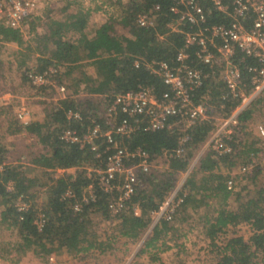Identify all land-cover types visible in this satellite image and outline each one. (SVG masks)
Returning a JSON list of instances; mask_svg holds the SVG:
<instances>
[{"label":"trees","instance_id":"trees-1","mask_svg":"<svg viewBox=\"0 0 264 264\" xmlns=\"http://www.w3.org/2000/svg\"><path fill=\"white\" fill-rule=\"evenodd\" d=\"M95 1L62 0L60 8H50L44 16L24 20L28 22L26 32L21 26L11 27L0 22V40L15 42L19 47L11 53L9 61L16 64L22 84L28 83L31 87L28 71L55 66L56 79L66 87L65 96L57 99H53L57 95L54 87L39 88L43 96V117L31 118L25 124L16 121L11 124V132H26L36 146L30 150L29 162L24 163L21 155L11 158L0 142V154L7 162L0 171V222L16 236L14 241H0L1 257H9L13 252L19 256L30 248L43 260L54 253L57 258L68 255L80 264L89 261L98 264L101 256L119 257L118 250L125 246L120 250L122 256L130 244L141 240L135 255L146 253L150 261L164 264L158 252L170 244L161 239V233L162 230L174 232L175 228L162 219L144 237L142 234L151 224L150 211L158 208L174 189L178 174L189 168L213 126L212 120L198 119L186 127L188 138L180 156L164 153L177 145L181 134L179 124L154 130L138 128L129 136L116 133L120 145L146 149L160 167L138 171L136 189L124 207L118 213L108 209V199L115 191H103L95 175L89 176L86 172L87 165L103 166V157L101 160L95 157L88 145L80 147L62 141L59 132L69 127L83 133L95 124L103 132L109 127L105 111L114 95L134 90L140 84L152 86L157 93L166 90L168 86L147 67V62L163 59L174 63L183 38L166 28L172 16L168 11L170 0H106L104 6L94 4ZM115 3L117 11L112 10ZM154 3H159L160 9H154ZM95 10L102 11L104 19L90 25L89 17ZM140 12L151 16L154 23L136 22ZM215 14L210 18L220 20ZM28 52L33 54L32 64L19 58ZM191 59L197 61L195 55ZM135 60H140V64L136 65ZM251 62L253 59L247 57L241 65ZM222 86L220 73L212 71L210 78L195 89L194 98L200 100L206 92L216 95L224 89ZM81 89L83 94L78 93ZM213 99L214 96L209 101ZM236 103L230 100L226 106L230 108ZM68 110L79 111L80 118H67ZM251 111L247 108L240 113L243 123L251 117ZM244 128L242 125L233 134L230 152L219 154L208 148L183 180L179 193L184 194L183 200L175 214L203 207L204 234L214 253L211 261L195 264H264V175L259 180L260 169L236 173L239 187L226 186L230 172L236 171L255 149L248 144ZM103 139L101 134L97 138L100 149L104 148ZM57 167L66 169L56 176ZM9 180L11 189L7 188ZM89 183L95 199L84 203L81 210H75L74 203L86 192ZM67 187L73 193L64 198L62 194ZM19 196L26 202L23 209L16 205ZM135 205L140 207L139 214L134 213ZM40 219L43 224L38 226ZM241 225L248 226L247 237L239 232Z\"/></svg>","mask_w":264,"mask_h":264},{"label":"built area","instance_id":"built-area-1","mask_svg":"<svg viewBox=\"0 0 264 264\" xmlns=\"http://www.w3.org/2000/svg\"><path fill=\"white\" fill-rule=\"evenodd\" d=\"M40 1L0 0L1 22L11 27L21 26L24 20L37 15L35 9ZM152 7L158 10L160 4L154 3ZM168 11L172 16L167 20L166 28L180 33L182 44L176 52L174 63L163 59L147 62V67L160 75L168 88L157 93L152 86L140 84L134 90L114 95L105 111L109 127L103 132H100L98 124L89 126L83 133L69 127L62 128L59 132L62 141L75 143L80 147L88 145L95 157L100 160L103 157V166L87 165L86 172L89 176L92 173L95 175L96 183L103 191H115L107 202L112 213H118L134 193L138 171L147 172L151 168L160 167L150 158L146 149L140 146L129 149L120 145L115 138L116 133L129 136L138 128L154 130L179 124L181 134L177 145L164 153L180 156L184 153V144L188 138L186 127L198 119H211L213 126L200 148H210L224 154L232 150L230 140L233 134L242 125L245 127L254 116L253 104L262 106L264 110V0H170ZM214 11L220 20L213 21L210 18L212 13L215 14ZM136 22L152 25L154 20L147 13L140 12L136 16ZM191 55H195L196 62L191 59ZM247 57L252 58L253 62L242 66ZM135 64H140V60H135ZM212 71L220 73L224 89L219 90L216 95L214 93L212 101L208 102L206 99L207 95L211 96L208 92L200 100H195V89L210 78ZM55 72V66H49L43 71H28V82L37 97L43 98L38 92L42 87H54L57 95L53 99L65 96V84L56 79ZM230 100H236L237 103L227 108ZM247 108L252 110L251 117L243 123L239 116ZM15 116L23 124L31 120L32 112L25 99H20ZM73 117L80 118V112L68 110L67 118ZM253 131L257 138L256 151H250L237 171L230 172L226 179L227 188L235 189L238 185L236 173L256 169L264 171V119L254 124ZM100 134L105 142L102 149L99 144L101 142L97 140ZM5 163L6 160L0 154V171ZM65 169L57 167L54 174L57 176ZM182 183L183 181L176 182L174 189L159 207L150 211L152 220L148 233L160 220L170 221L174 217L183 200L184 194H179ZM7 188H12L11 180L7 182ZM72 193L67 187L62 196L66 198ZM93 199L95 195L92 183H89L86 192L74 203V209L81 210L84 203ZM25 203L21 196L16 200L19 209H23ZM133 209L135 214L140 213L138 205ZM42 224L40 219L38 226Z\"/></svg>","mask_w":264,"mask_h":264},{"label":"rangeland","instance_id":"rangeland-1","mask_svg":"<svg viewBox=\"0 0 264 264\" xmlns=\"http://www.w3.org/2000/svg\"><path fill=\"white\" fill-rule=\"evenodd\" d=\"M59 1L61 2V0ZM84 1L87 2V0H84ZM60 2L56 6H60V4H62V2L61 3ZM102 2L103 0H96L94 4H99L100 6H102L104 4ZM48 3L50 4L49 8H51V4H55V3L57 4L58 0H48ZM113 8L114 9L112 10L116 9L117 11L118 4L115 3V6L113 5ZM89 19L90 21L98 20L96 19L95 16ZM0 22H1V14H0ZM21 28L26 32V29H28V22H24V24L21 25ZM13 43L16 44L15 42ZM13 48L18 49L12 44V42H5L4 40H0V94H3L5 91L12 92L13 94V95H10L8 93L9 98H6V99H4L3 97L0 98V142L2 146L5 148V153L9 154L11 158H16V156L21 155L23 157L22 159L24 163H26L30 161L28 159L30 150L36 148V146H33L32 140H30L27 137H24L23 135H20L19 131H16L15 133H13L10 130L13 127V125L11 126L13 122L16 121L19 124L15 116V111H16L17 106L20 103L21 98L19 97V89L21 87L20 85H17V82L18 84H22L20 82V77L17 72L16 64L13 65L9 61V58H11V53L15 52V51H12ZM19 58H21V60L25 58V61H24L25 63L32 64L34 62L33 54L30 52L25 54L24 57L19 56ZM24 85L28 86V91L25 95H27V98H31V99H28V101H26L25 99V101L31 108L35 102L34 99L37 96L35 95V93L30 92L32 88L31 87L29 88L28 83H24ZM24 89H25V86H23L22 90ZM79 90H78V93L83 94L81 93L82 89L80 92ZM212 94L211 96L209 95L206 96V99L208 100V102H209V98L210 99L211 97L213 98L214 92H212ZM42 105L40 104L38 110L31 109L32 118L38 119L37 114H39V116L42 118V115H41L43 114ZM253 107L254 108L252 112L254 113V116L251 117V119L246 123L245 130L248 135L247 136L248 144L252 148L254 147L255 148L254 150L256 151L257 138L253 131V126L259 120L264 119V110L262 106H259L256 103L255 105H253ZM39 145L40 144L37 142V146ZM205 151L206 149L202 147L198 149L196 155L194 156V158L192 159L190 163L189 168L186 171H183L178 174L177 183H180L181 181L185 179L189 170L197 162L199 156L202 155ZM251 151H253V149ZM72 170L73 169H70V171ZM38 171L39 170H35V172L39 173ZM257 175H258L259 180H261L263 177L262 175H264V171L260 169V172H257ZM238 187L239 186H236V188ZM250 195L253 196V193L250 192ZM203 210H204L203 207L196 208V209L188 208L182 212H178L177 214L174 215V217L170 221H168V224L172 225L173 228H175V231L171 232L170 230H162L161 239H165L167 244H170V246L173 247V248L168 247L158 252L160 259L162 260L163 258L165 260L163 261L164 264L204 263V262H209L212 260V258H214V255H213L214 253H212L209 249L208 237L204 234V219L202 218V215L204 213ZM247 228L248 227H242V232L244 233L245 236L249 234V230ZM147 231H148V228L142 234L143 237L146 235V233L148 234ZM15 239H16V236L14 232L11 231L10 228H7L5 224L0 222V241H4V240L14 241ZM1 243L2 242H0V246L2 245ZM140 243H141V240L137 241L136 243L130 244L129 247H127V249L125 250L127 253L122 256H121L122 253L120 252V250L123 251V248L125 246H123L122 248L118 250L119 257H117L114 254H108V255L101 256L100 258H98V264H153L151 262H155V261H150L148 254L145 253L143 255H137V256L135 255ZM15 254L18 255V253L13 252L12 254L9 255V257H14ZM23 255L24 257L36 256L34 252L32 251V249L30 248H27L26 251L24 250V253H22L19 256H23ZM258 255L260 256V253ZM261 257L262 256H260V258ZM59 258L60 260L58 261V263H55V264H80L79 262L73 259H70L68 255H63V256H60ZM255 258L256 257H254V260Z\"/></svg>","mask_w":264,"mask_h":264},{"label":"crops","instance_id":"crops-1","mask_svg":"<svg viewBox=\"0 0 264 264\" xmlns=\"http://www.w3.org/2000/svg\"><path fill=\"white\" fill-rule=\"evenodd\" d=\"M46 2H47V4H46ZM59 0H58V3L56 4H51V8H60V6H56V5H58L59 4ZM61 2H62V0H61ZM60 2V3H61ZM61 5V4H60ZM49 6H50V4L48 3V0H41L40 1V3H39V5H38V7L35 9V14H37V15H41V16H43L46 12H47V10H49L50 8H49ZM104 13L102 12V11H100V10H95L94 12H92L91 13V15H90V17L89 18H91V17H93V16H95L96 17V19H98V20H95V21H90V19H89V22H90V25H93V24H96V23H100V22H102V20L104 19V16L105 15H103ZM12 44L16 47V48H19L18 47V45L17 44H14L13 42H12ZM16 49L15 48H13L12 49V51H15ZM17 85H20V89H19V97L20 98H22V99H26V101H28V99H31V98H27V95H25L26 93H27V91H28V86H26V85H22V84H18V82H17ZM23 86H25V89L24 90H22V88H23ZM30 92L31 93H34L33 92V89H31L30 90ZM10 95H13L12 94V92H4L3 94H2V97L4 98V99H6V98H9V94ZM29 94V93H28ZM24 97H26V98H24ZM35 97V96H34ZM33 97V98H34ZM32 98V99H33ZM42 100H43V98H41V97H36L35 99H34V104H33V106L32 107H34V108H30V109H36V110H38L39 109V106H40V104L42 105ZM43 106V105H42ZM42 115V117H43V114H41ZM37 116H38V119H41V117L39 116V114H37ZM36 116V117H37ZM37 119V118H36ZM20 123V122H19ZM19 134L20 135H23L24 137H27L28 135H27V133L26 132H24V131H19ZM69 171H70V169H69ZM237 171V170H236ZM242 227H248V226H246V225H241V227L239 228V232L240 233H242L243 234V236L244 237H247V236H245L244 235V233L242 232ZM248 230H249V228H247ZM249 233H250V231H249ZM170 247H172V246H170ZM173 248V247H172ZM16 253V252H15ZM161 253H163V252H161ZM143 255V254H142ZM161 255V254H160ZM60 260V258H57L55 255H54V253H51V255H50V257L48 258V260H43V259H41V258H39V257H36V256H31V257H24V255L23 256H17L16 254L14 255V257H1L0 256V264H55V263H58V261ZM75 261H77V260H75ZM163 261H165L163 258H162V262ZM77 262H79V261H77ZM63 263V262H62ZM80 263V262H79ZM151 263H153V264H156V262H151ZM84 264H96V263H93V262H86V263H84Z\"/></svg>","mask_w":264,"mask_h":264}]
</instances>
